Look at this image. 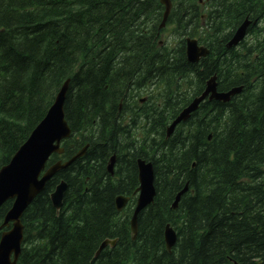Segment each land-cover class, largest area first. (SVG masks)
<instances>
[{"label": "trees", "instance_id": "1", "mask_svg": "<svg viewBox=\"0 0 264 264\" xmlns=\"http://www.w3.org/2000/svg\"><path fill=\"white\" fill-rule=\"evenodd\" d=\"M173 3L169 22L196 35V0ZM212 4L207 26L214 46L193 64L184 44L179 52L158 46L164 10L158 0H0V170L68 78L64 113L74 137L64 143V157L89 143L85 156L59 171L25 209L18 264H264V39L225 48L245 20L263 23L264 0ZM255 31L258 24L249 34ZM194 73L200 83L216 74L220 92H242L228 103H205L188 131L165 140L171 117L188 102H175L179 90L169 89L165 109L146 117L155 137L134 143L135 119L119 113L121 100L130 114L131 92L157 82L179 89ZM112 155L115 179L106 170ZM138 158L153 163L156 198L139 214L132 241L129 215L120 220L115 198L138 187ZM62 179L67 188L57 212L50 195ZM11 206L0 208V225ZM168 223L177 231L171 252L164 242ZM106 239L115 246L99 251Z\"/></svg>", "mask_w": 264, "mask_h": 264}, {"label": "water", "instance_id": "2", "mask_svg": "<svg viewBox=\"0 0 264 264\" xmlns=\"http://www.w3.org/2000/svg\"><path fill=\"white\" fill-rule=\"evenodd\" d=\"M165 2L168 0H164ZM167 6L169 4L167 3ZM248 23H244L241 26L232 40L229 46H232L244 36L243 32ZM200 52L205 55L206 51L198 49L196 43L188 41V58L192 62H196L199 59ZM213 79L211 80V82ZM69 82L59 91L54 104L51 106L45 118L36 127L31 134L28 142L22 146L15 158L11 161L10 165L4 168L0 173V206L9 199H14L15 203L13 209L8 213L6 222H14V229L8 234L2 236L0 242V264H16V259L20 251V245L23 238L22 226L20 219L29 204L35 199V197L42 192L46 181L59 172V169L64 166H55L48 171L46 176L39 181V175L44 170L45 164L49 157L54 154L61 152L59 149V143L64 138L68 137L70 130L65 120L64 103L66 100V94L68 90ZM213 91V86L209 82L208 92ZM240 91V90H237ZM219 97V96H218ZM190 112L193 109H188ZM188 110L184 111L180 118L173 124H177L181 119H186L189 115ZM143 166V164H142ZM146 168V169H145ZM149 172H148V171ZM141 179L143 183L142 197L143 205H146L152 200L154 196V189L152 185V175L150 172V166L144 167L141 171ZM187 188L181 192V196L185 193ZM65 191V186L61 185L56 194L52 196V201L55 208L61 206L62 196ZM125 201L123 199L117 200V207L121 209ZM139 208V207H138ZM144 209V208H143ZM142 210V209H141ZM139 209L135 211L132 228L135 233L137 226L136 220L139 213ZM177 240L176 234L169 227L165 231V241L167 248L170 249L175 245ZM108 242L102 244V249L107 245ZM15 254V261H11V255Z\"/></svg>", "mask_w": 264, "mask_h": 264}, {"label": "bare ground", "instance_id": "3", "mask_svg": "<svg viewBox=\"0 0 264 264\" xmlns=\"http://www.w3.org/2000/svg\"><path fill=\"white\" fill-rule=\"evenodd\" d=\"M159 1V3H160V5L164 8V10H163V14H162V20H163V18L165 17V15H166V13H167V9H168V7H167V4H166V2H164V0H158ZM169 2H170V5H171V7H172V9H173V7H174V3H173V0H169ZM210 9V7L209 6H206L205 7V9H200L199 8V11H200V13H201V20H200V22H203L204 21V24H205V27L206 28H208L209 29V27L207 26V18L209 17V13H210V11L208 12L207 10H209ZM162 20H161V23H159V26H158V35H157V37L159 38V40H158V46L161 48V47H164V45H166L167 47H168V44L163 40V35L165 34V30H166V27H167V23L166 22H162ZM264 21V20H263ZM262 21V22H263ZM261 22V21H260ZM259 22V23H260ZM244 23L245 22H243L241 25L243 26L244 25ZM259 23H252V25L251 26H249V27H246V29H245V31L243 32V34H244V36L238 41V43H236V44H234V45H232V46H229L228 47V49H232V48H238L239 46H241V44L244 42L245 43V45H250V44H254L255 43V45L257 44V43H259L260 41H263V39H264V32H263V23L262 24H259ZM259 25V29H260V31H255V32H253V34H249V30H250V28L252 27V26H255V25ZM238 29H239V27L233 32V34L231 35V36H233L234 37V35L236 34V32L238 31ZM156 30V29H155ZM176 35H178V34H176ZM179 36V35H178ZM226 46H227V44H226ZM165 48V47H164ZM170 50H172V49H170ZM186 59H187V61L189 62V63H193V64H196L195 62H192L189 58H187L186 57ZM215 77H216V79H215V82H216V91H217V93H218V95H219V97L218 98H212L210 95H202L201 93H193L190 97H189V99H188V102H187V104L185 105V106H183L180 110H179V112L181 111V110H183V111H186V110H188V109H193L192 111H191V116H190V118L187 120V123L194 117V115L195 114H197L200 110H201V108L204 106V104L205 103H212V102H222V103H228V102H230L231 101V99L232 98H234V97H236V96H238V95H240L241 94V92H238L237 90L240 88V87H235V88H233V89H231V90H229L228 92H220L219 91V89H218V81H217V75L215 74L214 75ZM188 79H197V75H196V73H194V75L193 74H190L189 76H187V80ZM156 82V81H155ZM158 85H163V86H165V88H166V92L170 89H173V87H171V88H168L164 83H161V82H157V83H152V84H150V85H148V86H145V87H150V89L152 88V87H154V86H158ZM162 86V87H163ZM135 88H136V86H134ZM143 87V86H142ZM144 87V88H145ZM134 88V89H135ZM139 88H141V87H139ZM154 88H156V87H154ZM153 88V89H154ZM143 89V88H142ZM139 90H141V89H138V90H136L137 92L139 91ZM68 91V90H67ZM136 91H133V92H131L130 93V95H129V98L127 99V107L130 109V114H127V112L125 111V110H122V108H123V100H121V102H120V105L119 106H121L120 108H119V113H122V112H124V117L125 118H133L135 115L133 114V108L134 107H136L135 105H134V103L136 102ZM140 92V91H139ZM138 92V93H139ZM153 92V91H152ZM163 93H164V91H163ZM163 109H165V105L162 107V108H156V106H154V105H151V106H148V107H146L145 109H142L141 111H143V115L145 116V117H148V116H156V115H158V114H153V113H151V115L148 113L150 110L153 112V111H155V110H159V111H162ZM170 112H172L173 110H169ZM178 112V113H179ZM190 111L188 110V113H189ZM177 113V114H178ZM176 114V115H177ZM173 119H176V117H174ZM130 120V119H129ZM128 120V121H129ZM196 120V119H195ZM171 122V121H170ZM170 122H168V123H170ZM172 123V122H171ZM171 126V124L169 125V126H166V132L168 131V128ZM182 125L181 124H175V126H174V134L175 133H177V132H179V130H183L182 129V127H181ZM155 137V136H154ZM28 140H29V138L26 140V142L24 143V144H26L27 142H28ZM77 154V153H76ZM76 154H74L73 156H76ZM49 161H53V159L52 158H49L48 159ZM64 169H67V168H63V169H61V170H64ZM61 170H59V171H61ZM173 248V247H172Z\"/></svg>", "mask_w": 264, "mask_h": 264}, {"label": "rangeland", "instance_id": "4", "mask_svg": "<svg viewBox=\"0 0 264 264\" xmlns=\"http://www.w3.org/2000/svg\"><path fill=\"white\" fill-rule=\"evenodd\" d=\"M203 9H205V8H203ZM181 31H184L185 30V28H181L180 29ZM220 31L222 32V33H227V30L224 28H222V29H220ZM176 34H178V32H176V33H174L173 32V29L170 27V28H168V30L165 32V34L163 35V40L167 43V44H169V45H174V44H176L178 41H179V39H180V37L178 36V35H176ZM183 38H185V37H183ZM198 81V79L197 80H192L191 81V85H190V87H189V89L190 88H192V86H194L195 84H196V82ZM181 84H182V88H184V87H186V81H183V82H181ZM163 85H158V86H154V87H156V88H154V87H152L151 89H150V87H145V88H143V89H141V90H139L138 92L136 91V102L134 103V105L136 106V103H137V101H138V98H139V96H142V95H146V96H149V97H151V98H156L157 100H159L162 96H163V94L166 92V88H165V86H163ZM154 88V89H153ZM185 90V89H184ZM183 90V91H184ZM153 91V92H152ZM163 91H164V93H163ZM173 96V95H172ZM172 96H170V98L172 97ZM174 98H175V95H174ZM175 102H177V103H179V104H183L184 103V94H178L177 95V98H176V101ZM155 106V105H154ZM156 108H158V107H156ZM134 110H137L138 108H136V107H134L133 108ZM192 125V124H191ZM182 127V126H181ZM190 127L191 126H186V127H184V128H182L183 129V131L184 132H186V131H188L189 129H190ZM192 127H193V125H192ZM134 142H136V141H134ZM124 218H120V220L122 221ZM137 237V236H136ZM136 239V238H135Z\"/></svg>", "mask_w": 264, "mask_h": 264}]
</instances>
